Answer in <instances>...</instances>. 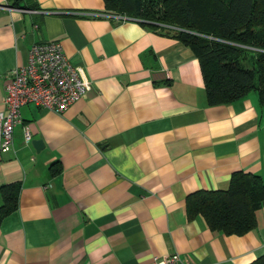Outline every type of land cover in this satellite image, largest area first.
Here are the masks:
<instances>
[{"label":"crops","instance_id":"crops-1","mask_svg":"<svg viewBox=\"0 0 264 264\" xmlns=\"http://www.w3.org/2000/svg\"><path fill=\"white\" fill-rule=\"evenodd\" d=\"M27 1L20 7L36 10L0 0V109L9 71L35 42L60 41L90 89L62 113L21 107L0 155V185L20 184L17 208L0 222V264H155L175 252L192 264H250L263 255L264 206L252 230L226 235L189 219L185 203L226 188L234 171L264 178L257 92L209 106L197 58L171 33L104 16L103 0Z\"/></svg>","mask_w":264,"mask_h":264},{"label":"trees","instance_id":"trees-1","mask_svg":"<svg viewBox=\"0 0 264 264\" xmlns=\"http://www.w3.org/2000/svg\"><path fill=\"white\" fill-rule=\"evenodd\" d=\"M21 1L12 0L11 6L36 10L32 4L20 7ZM103 3L106 12L145 21L187 46L198 60L207 105L229 104L253 91L264 104V0ZM49 170L57 173L59 164ZM19 189V183L0 185V222L17 208ZM185 203L189 219L201 215L211 230L242 235L256 226V212L264 206V178L234 171L226 188L194 191L186 196ZM250 264H264V254Z\"/></svg>","mask_w":264,"mask_h":264},{"label":"built area","instance_id":"built-area-1","mask_svg":"<svg viewBox=\"0 0 264 264\" xmlns=\"http://www.w3.org/2000/svg\"><path fill=\"white\" fill-rule=\"evenodd\" d=\"M121 19H130L122 14L107 13ZM90 89V81L80 68L73 65L58 40L35 42L31 45L24 65L8 73L5 94L0 109V155L11 149L13 132L21 123V107L34 104L56 113L64 112L73 102L84 97ZM25 141L31 138L27 126H23ZM155 264H192L178 253L154 257Z\"/></svg>","mask_w":264,"mask_h":264},{"label":"water","instance_id":"water-1","mask_svg":"<svg viewBox=\"0 0 264 264\" xmlns=\"http://www.w3.org/2000/svg\"><path fill=\"white\" fill-rule=\"evenodd\" d=\"M33 145L36 147V148H39V147H42V142L40 140H33L32 141Z\"/></svg>","mask_w":264,"mask_h":264}]
</instances>
